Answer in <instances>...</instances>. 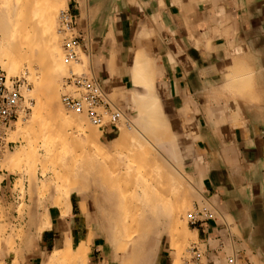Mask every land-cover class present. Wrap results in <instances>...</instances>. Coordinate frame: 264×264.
I'll use <instances>...</instances> for the list:
<instances>
[{"label":"crops","instance_id":"0c3cea01","mask_svg":"<svg viewBox=\"0 0 264 264\" xmlns=\"http://www.w3.org/2000/svg\"><path fill=\"white\" fill-rule=\"evenodd\" d=\"M67 5L91 70L118 107L130 113L135 93L146 94L132 75L139 53L152 67L146 73L154 76L160 102L193 124L196 154L189 168L216 209L215 220L191 227L204 264H264V0H69ZM238 62L242 73L236 74L249 75L252 83L245 95L225 88L233 75L228 68L234 71ZM6 148L13 142L0 158V264L14 258L44 264L54 252L69 245L77 249L90 236V264H102L104 249L85 193L72 192L69 206H53L52 197L38 205L37 192H29L20 219L16 186L22 179L30 186L4 159ZM9 225L26 226L22 242L29 243L16 254L5 243ZM168 257L159 264H169Z\"/></svg>","mask_w":264,"mask_h":264},{"label":"bare ground","instance_id":"6f19581e","mask_svg":"<svg viewBox=\"0 0 264 264\" xmlns=\"http://www.w3.org/2000/svg\"><path fill=\"white\" fill-rule=\"evenodd\" d=\"M1 2L0 63L4 66V69L6 68L10 76H26L27 79L33 82V85L37 92L40 93L38 106L29 126L30 128H33L35 123H37L41 112L43 110L47 111V115L51 120V124L47 125L46 127L43 126L41 131L45 138V151L47 153H50L57 148L55 142L56 138L54 137L57 132L59 133L62 129L63 131H65L64 129L66 127L77 125L78 123L81 124V122L86 120L84 118V115L81 113L68 115L60 103L59 84L63 76H66L67 71H69L67 69L69 68V64L67 63L65 58V51L61 46L62 43L60 42V35L57 33V18L61 6L67 7V0H1ZM221 21L223 22L224 20L222 19ZM219 24L222 25V23ZM226 27H228V25ZM225 28L223 27V29ZM240 58L235 59L234 57L233 61L236 60V63L238 60L242 61L244 59ZM240 63L238 62V65L236 64L237 66L233 67L234 71L232 67V70L228 68L233 73V75L229 74L228 78L230 79V81H228L229 79L226 78L228 79V83L226 82L228 86L225 85V88L228 87L229 91L235 92L236 94H248L247 87L244 83L245 78H239L241 77L239 76L240 73H242V70L239 67ZM233 65L235 64L233 63ZM150 67L151 65L149 61L140 56L135 57L132 73L137 77L138 82H136V85L140 84L141 82L142 85L144 84L143 80L146 78L145 72ZM236 73L239 75H237ZM243 75L244 74H242V76ZM152 86L155 87V85L153 84ZM148 91L149 92L144 95L138 92L135 93L134 110L138 111L140 113V116L139 119L135 122L134 126H127V128H125L121 132V144H129V141H131L133 142V148L142 146L147 150L148 153H154L156 150L159 151V149L156 148L154 144H152L149 138L165 146H169L168 141L172 140V142L170 141L171 146H169L165 150V152L169 154L171 158H174L176 151L180 149V159H183L185 157L187 158L188 156H190L189 150L186 147L187 145H178L177 142L174 141L175 136L173 137L174 139H172L168 135V131L171 130V128L169 127L170 125L166 126V120H163V116L162 120L161 116L159 117V112L154 108L155 105L152 102V99H154V94L151 89H149ZM210 115L211 114H209V116ZM211 117L212 115L210 116V118ZM224 117L225 116H223V119ZM139 126L143 128L146 135L139 134ZM165 126L167 128H165ZM160 127H162L163 132L159 130ZM164 128L165 130L167 129L166 131L168 133L164 130ZM22 129L23 128H20L19 130ZM182 129V132L184 134L186 132H190L188 131V129H186V126H184ZM100 133L101 132L98 133L97 130L95 132L92 129L87 143L85 145L81 144V154H76L71 158L63 156L64 159L62 161L63 163L60 165V171L59 169L56 170L55 168L54 173L57 176H60L63 170H65L71 176H76L77 178L81 179L84 184L83 186H81L82 188H84L83 191L91 186L96 189H104L103 195L100 194V196L102 195V200L105 203L103 204L102 202V204L105 206L104 208L102 206L100 210L101 214H103L101 215L103 216V220L101 221L102 223L100 222V226L102 225L101 229L104 230V233L106 235V244L112 246L113 250H115V262H117L118 264H154L157 253L160 249L162 240L165 235L171 237L172 245H170L177 252L181 251V249L183 248V244L185 245V236L179 230L181 226L183 229L184 224L182 223V218L183 216L186 217L187 207H189V205L191 204L190 200L192 199V194H190V192H188L186 189L188 187L186 185L184 186L181 177H179L183 174L178 175L175 173V171H169L167 173L168 181H170L168 189L160 187L154 188L151 183L144 181L141 186V193L139 192L138 186H136L134 190V197L139 202V204L134 205V207H132V205L129 206L126 203V199L121 197L120 195L119 185L121 184V182L117 181H119L121 178H124V176L129 175L130 173H134V166L131 171L125 172L122 170L120 165L118 168V164L115 162L117 164V169L115 170L116 178H108L105 174H103V165H105V160L107 159L104 155L106 154H102L103 152H100L99 149H95L96 147L94 148L92 146L94 141L98 140L97 135ZM191 135L193 134L190 133V136ZM48 137H51L50 143L49 141H46ZM63 141V150L61 149V151H71L69 150L70 147L67 148V146H69L70 144L64 139ZM96 144H98V147L101 149V147L99 146L100 141ZM35 149L36 148L31 147V145L29 147L23 146L15 153H11V155H8L7 160L9 162L22 161L25 157L30 156L33 153L34 155H37L35 154L37 153ZM55 158H57L56 155ZM152 159L158 160V158L155 157H152ZM154 173L155 172L150 174L154 178V182L157 184H164L166 174ZM125 181L126 180H124V182ZM58 183L57 185L56 183L54 185L56 187H60ZM51 186L52 183L50 181V188ZM81 187L79 186V189L75 192L82 193ZM50 188L41 186L40 189H36V192L44 190L45 193V190L49 191ZM48 193L50 194V191ZM71 193L72 192H68L66 193V196L56 199V201H54L52 205H60L61 203H65L69 206L68 200ZM141 196H143V200ZM49 199H51V196ZM65 204L63 205L65 206ZM133 210H135V213H133ZM45 224L46 222L43 226H39V228L35 227L36 229H38V232L36 236H34L33 238L31 237L32 241L39 237V234H41L45 226L47 227V225ZM90 240L91 236L88 241L83 242L77 249H72V247L69 245L65 250L63 249L61 251L54 252L44 264H55L57 262H65L67 260L72 261L73 264H90V261L88 259V254L90 251ZM21 243L22 245L27 244L29 243V240ZM102 264H108V261H105ZM173 264H178V262L175 261Z\"/></svg>","mask_w":264,"mask_h":264},{"label":"rangeland","instance_id":"374dc122","mask_svg":"<svg viewBox=\"0 0 264 264\" xmlns=\"http://www.w3.org/2000/svg\"><path fill=\"white\" fill-rule=\"evenodd\" d=\"M0 3H1L0 4V6H1L2 5L1 0H0ZM68 3H69V0H67V3H66L67 7L61 6V9H59V13L62 10L68 9V5H67ZM57 27L59 29V15L57 18ZM57 27H56V29H57ZM59 38H60V42L62 43L61 44L62 49L65 51V49H64V46H65L64 37H61V35H60ZM78 52H79V58H80L79 64H74V63L70 64L69 63V68H67L69 71H67L66 76L65 75L63 76V78L59 84V96H60V103L62 106H63V104L61 102L62 89H63V85H64V80L68 76L69 72L71 70H73L75 72H79V73L91 71V63H90L89 57L85 53H83V51L80 49ZM138 54H136V56H140V57L144 58L142 55H138ZM65 58H66V54H65ZM150 69H152V67H150L147 70L150 71ZM147 70H146V72H147ZM0 71L4 72L7 75L8 79L17 78V79H25L26 80V85L23 86L21 89V94L24 98L23 106H25L29 100H31V99L34 100V106L31 110V113L28 116H24L23 114H21V117L19 118L18 122L13 126V128L9 132L7 142H13V148L11 150H8L6 148V152L4 154V159L5 158L7 159L8 155H11V153L12 154L15 153L18 149L22 148L23 146L29 147L31 145V147L36 148L35 150L37 153H35V154H37V155H34V153H33L30 156L25 157L22 161L10 162L11 164L14 165L15 169L18 170L23 177L27 178V181H28L29 186H30V189L28 186H25L24 179H22L16 186V190H19V194H20V204L16 208V211L19 214L20 219H22L26 210L28 209V204L26 203V195H30V194L33 195L36 192V189L37 190L40 189L41 186L46 187V188H50V181L52 183V186L49 189L50 194L48 193L49 192L48 190H45V193H44V190L37 192L36 199H34V201L36 200L38 205L44 203L48 196L49 197L51 196L53 198V201H56V199H59L61 197L66 196V193L74 192V191L79 189V186L81 187L84 185L81 179L77 178L76 176H71L65 170H63V172L61 173L62 176H61V174H60V176H57L54 173V169L56 168V170L59 169V171H60V169H61L60 165L63 163L62 161L64 159L63 156H67V157L71 158V157L75 156L76 154H81V152H82V145L81 144L85 145L87 143L88 137L91 134L92 129L95 132L97 130L98 133L100 131L98 129H96L94 126L90 125V122L87 119L86 115L83 114L84 118L86 120L81 122V124L78 123L77 125H79V126H77V125L69 126V127H66L64 129L65 131H63V129H62V130H60L59 133L57 132V134L54 137L56 138L55 142H56L57 148H59V149L56 148L55 150L51 151L50 153H47L45 151V148H44L45 138H44L42 131H41L43 126L46 127L47 125L51 124V120L49 119V116L47 115V111L43 110L41 112V115H39V119H38L37 123H35L33 128H30V126H29L31 124L32 117L34 116L35 110L37 109L38 100L40 98V93L37 92V90L35 89V87L33 85V82L31 80L27 79L26 76H22V75L10 76L8 71L6 70V68L4 69V66L2 64L0 65ZM146 72H145L146 80L143 81V83H144L143 86H145V88H146V93L149 92L148 91L149 89H151V91L154 94V99H152V102L155 105L154 108L158 110L159 117L161 116V120H162V116H163V120L164 119L166 120V121L164 120L166 126L170 125L169 127L171 128V130L168 131L169 132L168 135L172 139L175 138L174 141H176L178 145H187L186 147L189 150L190 156H188L187 158L185 157L183 159L182 158L180 159L181 152H179V150H180L179 149L176 151V154H175L176 158L175 157L171 158L170 155L165 152V150L169 146H171L170 141L172 142V140L168 141L169 146L168 145L165 146V145H161L160 143H157V142L153 141L151 138H149L151 140L152 144H154V146H156V148L159 149V151L156 150L154 153H148L147 150L142 146H138V147L133 148V145H132L133 142H131V141H129V144H121V132L125 128H127V126H125L126 124H124V123L121 124L119 130H117V131L111 132L108 135H103L102 133L98 134L100 136L97 135L98 140H96L97 142L94 141V143L96 144L100 141L99 146L101 147V149L103 151L98 147V144H96L97 145L96 146L93 143L92 146L94 148L96 147L95 149H99L100 152H103L102 154H106L104 156L107 159L105 160V165H103V169L105 172L103 171L102 173L105 174L108 178H113V179L116 178L115 170L117 169V167L119 168V165L121 166L122 170L125 172L131 171L133 166H134V173L135 174L130 173L129 175L124 176V178H121L122 180L120 179L119 181H117V182H121V184L119 183L120 184L119 189H120L121 197L125 198L126 203L129 206L132 205V207H134V205L139 204V202L134 197V190H135L136 186L139 187L138 189H139L140 193L142 192L141 186H142L144 181L151 183L154 188L160 187V188L168 189L170 181H168L167 173L169 171H175V173L178 175L183 174L182 176H179V177H181V180H182V183L184 184V186L186 185L188 187L186 189L188 192H190V194H192V199H193V200L192 199L190 200L191 204L189 205V207H187L186 217L183 216V218H182V223L184 224L183 229L181 226L180 230H179L185 236V245L183 244V248L181 249V251L177 252L171 246L172 245L171 237L168 235H165V237L162 240L160 249L157 253L156 260H155L154 264H159L160 259L162 257L168 256V255H169V257H168L169 264H172L175 261H177L178 264H185V260L188 258V250L190 249V247L194 243H197V240L195 239L194 234L191 232V227L189 226V223H188L189 215L191 214V212L194 210V208L197 205L202 206L203 204L206 203L205 196L202 193V188H201L200 184L191 175V171L189 168L190 164L192 162V159L196 154L195 149H194L195 129H194V126L191 122L181 120L177 116V114H175L171 111H168L167 107H164L163 103L160 102L159 98L155 94V87L152 86V84L155 85V80H154L153 74L148 75ZM132 75H133L134 83L136 84V82H138L137 77L133 73H132ZM244 78H245L244 83L247 87V92H250L252 90L251 79H250L249 75L246 77L244 76ZM150 83H151V85H150ZM141 84H142V82H141ZM229 92H231V91H229ZM110 98L114 101L116 100L115 96H110ZM63 109L65 110V112L68 115L75 113V112L67 110L64 106H63ZM131 112L130 113L132 114V121H133L132 126H134L135 122L139 119L140 113L138 111L134 110V106H132ZM18 126H19V128H18ZM166 126H165V128H167ZM184 126H186V129H188V131H190V132H186L184 134L182 132L183 131L182 128ZM20 128H23V129L19 130ZM165 128H164V130H165ZM139 130H140L139 131L140 133L139 132L138 133L140 135H142V134L146 135L143 128H141L140 126H139ZM159 130H161L163 132L162 127H160ZM64 133H66V134H64ZM172 133H173V135H172ZM190 133H192L193 135L190 136ZM96 134H95V136H96ZM63 139L66 140L70 144L69 146H67V148L70 147L69 150H71V151L67 152L68 151L67 150L66 151L67 153L61 151L62 146H63V143H62ZM46 141L47 142L49 141V143H50L51 137H48V139ZM75 147H76V149H75ZM54 152H56V153H54ZM61 152H62V154H61ZM55 155L57 158H55ZM152 157L158 158V160L152 159ZM115 162L118 164L117 167H116L117 164ZM58 167H60V168H58ZM107 168H108V170H107ZM153 172H155L154 174H156V173H159V174L165 173L166 174L164 184L163 183L157 184L154 182V178L150 175ZM123 179L126 181L124 182ZM122 182H124V183H122ZM55 183H56V185L58 183L60 185V187H58V186L56 187L54 185ZM89 188H87V189H85V191H83L84 188L81 187V190H82L81 192L85 193L91 202L90 211H91L92 225H93L95 234L98 237H100V240H101V243H102L103 249H104V254H105L104 259H102V262L104 263L105 261H108V264H118L114 260L115 250H113L112 246H109L108 244H106L107 238H106V235L104 233V230L101 229L102 225L100 226V222L103 220V216H101L103 214H101L100 210H101L102 206H103V208L105 206V205H103L105 203L102 200V195L104 193V189H102V188L96 189L93 186H91ZM55 189L57 190V192ZM99 189L102 191H100ZM29 192H30V194H29ZM40 193L43 195H41ZM46 193H48L49 195ZM51 194H53L55 197ZM100 194H102V195L100 196ZM141 198L143 200V196H141ZM96 199H98V200H96ZM102 202H103V204H102ZM190 206L192 209L190 208ZM134 211L135 210H133V213H135ZM1 219L3 220L4 218L1 217ZM25 228H26L25 225H21V226L9 225V227H7V230L6 229L4 230L5 233L10 230V234H11V235L7 236V239L5 241L8 249H9V252L16 254L17 249H19L20 245L22 244L21 242H22V238L24 236ZM0 243H1V241H0ZM13 263L14 264H22L18 261L17 258H14ZM55 264H73V262L70 260H67L65 262H57Z\"/></svg>","mask_w":264,"mask_h":264},{"label":"built area","instance_id":"2783aa9c","mask_svg":"<svg viewBox=\"0 0 264 264\" xmlns=\"http://www.w3.org/2000/svg\"><path fill=\"white\" fill-rule=\"evenodd\" d=\"M58 34L64 37L67 63L79 64L80 40L75 30V17L67 10L59 13ZM26 85L25 79H8L0 71V158L10 130L18 122L21 114L28 116L34 106V100H29L25 106L21 89ZM63 106L72 112L85 114L90 124L103 135L119 130L122 123L132 126V114L118 107L103 90L101 81L90 72H75L71 70L64 80L61 94ZM216 218V209L206 201L197 205L189 215L188 223L192 228L203 225ZM4 264H14L6 262ZM185 264H204L203 252L192 245L188 250Z\"/></svg>","mask_w":264,"mask_h":264}]
</instances>
